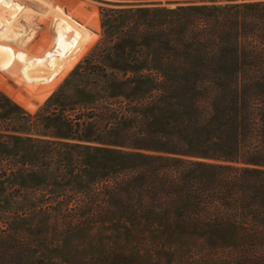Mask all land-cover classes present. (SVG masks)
Segmentation results:
<instances>
[{
  "label": "trees",
  "instance_id": "trees-1",
  "mask_svg": "<svg viewBox=\"0 0 264 264\" xmlns=\"http://www.w3.org/2000/svg\"><path fill=\"white\" fill-rule=\"evenodd\" d=\"M132 1L137 8L103 9L98 64L92 52L77 85L62 83L36 114L17 106L7 118L0 90V138L21 142L24 180L51 166L42 177L50 195L62 184L78 196L65 209L0 201V264H24L33 215L53 220L60 239L81 227H129L154 250L210 240L200 264H264V0H176L192 2L173 9ZM21 27L0 38L3 80L44 101L55 88Z\"/></svg>",
  "mask_w": 264,
  "mask_h": 264
},
{
  "label": "rangeland",
  "instance_id": "rangeland-1",
  "mask_svg": "<svg viewBox=\"0 0 264 264\" xmlns=\"http://www.w3.org/2000/svg\"><path fill=\"white\" fill-rule=\"evenodd\" d=\"M242 1L244 0H221L220 3ZM191 2L151 0L150 7L173 9L179 4L187 5ZM137 3L132 0H0V38H4L11 27L18 28L21 25L17 33H22L29 42V52L45 60L48 66L47 72L39 74L45 76L47 86L55 88L44 101L36 100L27 92L24 94L14 81L5 82L3 78L6 73L0 65V90L9 97L1 106L5 116H15L22 108L28 113L36 114L62 83L70 79L68 85H77L82 69L80 63L103 38V9L137 8ZM98 59V54L93 52L92 61L98 64ZM104 62L112 65L115 61L107 57ZM93 93L99 97L109 96V92L104 93L100 87H94ZM30 106L32 107L29 108ZM80 107L77 106L78 109L73 114H80ZM4 122L2 120V125ZM36 128L43 130L39 123ZM20 144L19 140L7 142L0 138V201L11 198L16 204L35 202L44 210L55 205V202H62L59 204L63 209L68 204L73 208L78 196L71 195L70 185L64 187L61 184L62 187L57 191L60 192L57 194L58 198H55L50 195L49 187L42 183L44 174H52L53 167L43 168V173L37 179L34 177L28 182L24 180L23 175L27 169L21 172L20 166L16 164ZM33 145L38 150L40 144ZM14 170H19L18 176L14 177ZM2 208L0 205V229L6 226L4 222L7 218L3 220ZM33 219L34 230L37 231L33 240L36 242H31L26 251L24 264H200L199 259L206 254L201 251V247L208 245L210 241L190 238L180 241L178 250H154L145 245L147 234L141 229L111 225L81 227L60 239L54 235L53 220L44 225L45 221L40 216L33 215ZM40 226L43 227L42 234L38 231Z\"/></svg>",
  "mask_w": 264,
  "mask_h": 264
}]
</instances>
